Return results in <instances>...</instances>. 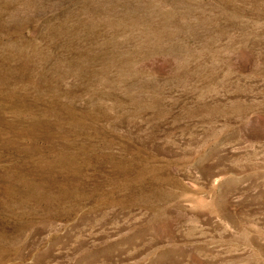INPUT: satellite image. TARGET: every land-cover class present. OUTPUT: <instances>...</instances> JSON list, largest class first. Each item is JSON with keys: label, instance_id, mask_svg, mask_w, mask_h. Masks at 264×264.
Here are the masks:
<instances>
[{"label": "rangeland", "instance_id": "1", "mask_svg": "<svg viewBox=\"0 0 264 264\" xmlns=\"http://www.w3.org/2000/svg\"><path fill=\"white\" fill-rule=\"evenodd\" d=\"M0 264H264V0H0Z\"/></svg>", "mask_w": 264, "mask_h": 264}]
</instances>
